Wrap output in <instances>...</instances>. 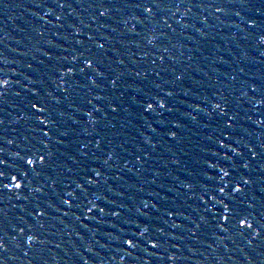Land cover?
<instances>
[{"label": "snow or ice", "instance_id": "1", "mask_svg": "<svg viewBox=\"0 0 264 264\" xmlns=\"http://www.w3.org/2000/svg\"><path fill=\"white\" fill-rule=\"evenodd\" d=\"M12 8L0 264H264V0Z\"/></svg>", "mask_w": 264, "mask_h": 264}, {"label": "water", "instance_id": "2", "mask_svg": "<svg viewBox=\"0 0 264 264\" xmlns=\"http://www.w3.org/2000/svg\"><path fill=\"white\" fill-rule=\"evenodd\" d=\"M17 2H19V0H17ZM24 12L25 10L22 8H12L7 12L0 9V30H2L0 31V35H3L6 31L9 36V40L5 41V43H11L14 45L15 41L21 40L22 34L19 33L18 26L22 24V20H18L15 17H20L21 13ZM26 14L27 13H25V15ZM236 255L239 254L236 253ZM12 264H15V262H12Z\"/></svg>", "mask_w": 264, "mask_h": 264}]
</instances>
